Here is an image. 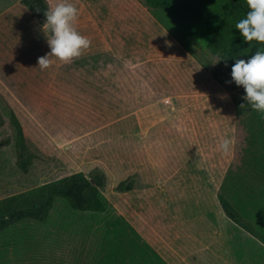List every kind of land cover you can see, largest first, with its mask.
<instances>
[{
  "label": "rangeland",
  "instance_id": "obj_1",
  "mask_svg": "<svg viewBox=\"0 0 264 264\" xmlns=\"http://www.w3.org/2000/svg\"><path fill=\"white\" fill-rule=\"evenodd\" d=\"M17 1L0 0V221L42 214L0 229V264H240L216 197L245 170L246 92L231 72L198 44L180 48L141 0H68L92 42L79 58H99L41 69L43 25ZM93 168L114 211L95 228L52 192ZM130 175L135 189L115 192Z\"/></svg>",
  "mask_w": 264,
  "mask_h": 264
},
{
  "label": "trees",
  "instance_id": "obj_2",
  "mask_svg": "<svg viewBox=\"0 0 264 264\" xmlns=\"http://www.w3.org/2000/svg\"><path fill=\"white\" fill-rule=\"evenodd\" d=\"M20 3L43 25L44 12L48 10L45 0H20ZM141 4L155 24L180 48L193 54L192 45L198 44L217 62L218 58L227 59V66L223 60L219 63L230 72L236 59L247 60L257 49H264V44L256 41L245 42L235 28L236 23L245 18L249 11L246 0H141ZM95 63L97 58L92 60V64ZM245 116L249 119L250 112ZM247 136L242 158L245 170L242 174L235 170L228 172L216 197L222 213L236 233L233 241L239 240L237 228H242L264 246V156L261 155L264 152L255 151L260 144L250 141L249 128ZM135 183V175L127 176L115 185L114 191L130 192L135 189ZM104 184V174L98 168H93L87 176L73 174L66 177L52 192L63 199L70 210L86 218L91 228H95L114 214L102 193ZM41 214L39 209L17 211L9 216V220L24 216L41 218ZM252 216L255 217L254 227L250 223ZM9 220L0 221V229L6 228ZM250 242L248 237L243 241L246 245ZM240 251H236L238 256Z\"/></svg>",
  "mask_w": 264,
  "mask_h": 264
},
{
  "label": "clouds",
  "instance_id": "obj_3",
  "mask_svg": "<svg viewBox=\"0 0 264 264\" xmlns=\"http://www.w3.org/2000/svg\"><path fill=\"white\" fill-rule=\"evenodd\" d=\"M249 11L246 17L236 23L245 42L256 41L264 44V0H246ZM43 31L47 37L50 52L38 58V67L47 69L56 60L61 63H71L78 59L91 46V40L81 35L75 23L79 17L77 7L68 0L58 2L44 12ZM225 61L227 59H220ZM218 62V63H219ZM232 80L237 86H242L246 95L242 97L246 103L239 105L240 109L250 106L253 111L264 113V49H257L249 59H236L231 70ZM222 99L226 98L221 97ZM234 141L231 138L222 139L219 148L225 154L231 151Z\"/></svg>",
  "mask_w": 264,
  "mask_h": 264
},
{
  "label": "crops",
  "instance_id": "obj_4",
  "mask_svg": "<svg viewBox=\"0 0 264 264\" xmlns=\"http://www.w3.org/2000/svg\"><path fill=\"white\" fill-rule=\"evenodd\" d=\"M18 2L20 3V0H18L16 2V4ZM45 2L47 5V9H49L50 3L47 0H45ZM23 10H24V12H26V14H28V16L33 21L35 20L39 25H41L34 17H32L30 15L28 10L24 6H23ZM2 11H3V9H2ZM2 11L0 10V14L2 13ZM93 58L96 59L97 57H94V56L81 57V58H79L78 62L83 63L84 61L89 60V62L92 65ZM247 107H248L247 112H250V118L248 119L247 116H245V120L242 119V122H241V126L244 128V132H245V140L248 137L247 135H248V128H249V131L251 133V136L249 137L250 141L251 142L257 141L260 144L259 147L257 149H255V151L264 152V113H258L256 111H253L250 106H247ZM256 115H258V117H256ZM257 127H258V131H256ZM243 154H244V151H243ZM261 155L264 156V153H261ZM254 221H255V217L252 216L250 219V223L253 227L255 226ZM237 229L239 231V234H240V231L245 232V230H243L242 228H240V229L237 228ZM238 236L240 237V235H238ZM246 237H248L252 241L248 245L243 243V241L245 240ZM238 242H239V244H238L239 248L238 249H241L240 257L244 255V260L240 264H264V262L262 263L261 261H259V255H258V250L264 251V246L255 237L251 236L248 232H245V235H244L242 241L240 242V240H238Z\"/></svg>",
  "mask_w": 264,
  "mask_h": 264
}]
</instances>
